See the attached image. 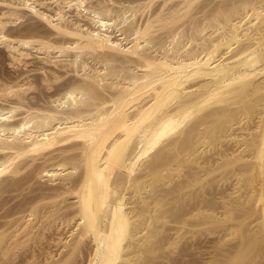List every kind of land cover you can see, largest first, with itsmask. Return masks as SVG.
<instances>
[{"label":"bare ground","instance_id":"obj_1","mask_svg":"<svg viewBox=\"0 0 264 264\" xmlns=\"http://www.w3.org/2000/svg\"><path fill=\"white\" fill-rule=\"evenodd\" d=\"M0 264H264V0H0Z\"/></svg>","mask_w":264,"mask_h":264},{"label":"rangeland","instance_id":"obj_2","mask_svg":"<svg viewBox=\"0 0 264 264\" xmlns=\"http://www.w3.org/2000/svg\"><path fill=\"white\" fill-rule=\"evenodd\" d=\"M7 69H8V68H7ZM7 69H6V71L8 72V71H9V69H8V70H7Z\"/></svg>","mask_w":264,"mask_h":264}]
</instances>
